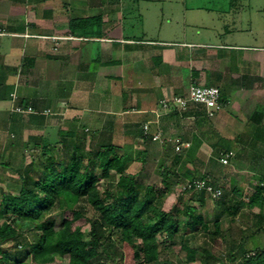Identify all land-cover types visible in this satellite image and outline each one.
<instances>
[{"label": "crops", "instance_id": "0c3cea01", "mask_svg": "<svg viewBox=\"0 0 264 264\" xmlns=\"http://www.w3.org/2000/svg\"><path fill=\"white\" fill-rule=\"evenodd\" d=\"M10 1L0 0L1 144L9 132L28 134L34 147L55 130L59 138V131L88 129L97 139L112 131L113 141H131L148 156L166 157L168 166L180 156L182 172L195 168L218 182L233 160L223 165L222 153L236 152L238 170L250 173L240 177L246 188L261 184L262 7L260 17H246L242 2L250 0ZM73 19L90 20L89 31L72 34ZM193 84L220 89L224 106L213 119L195 108H161L162 99ZM18 102L52 114L18 115ZM145 124L150 136L161 133L159 141L143 135ZM185 143L190 147L176 150Z\"/></svg>", "mask_w": 264, "mask_h": 264}, {"label": "trees", "instance_id": "16d2710c", "mask_svg": "<svg viewBox=\"0 0 264 264\" xmlns=\"http://www.w3.org/2000/svg\"><path fill=\"white\" fill-rule=\"evenodd\" d=\"M89 24L88 19L70 20L69 31L82 36L78 32H88ZM59 136L62 156L57 143L35 144L40 159L16 169L21 182L18 194L0 191V264H60L64 260L67 264H102L103 256L112 261L117 258L120 264H154L179 239L188 264H264V249H247L246 237L237 242L239 251L231 248L223 258L205 248L209 240L225 237L221 215L210 221L203 213L211 195L191 190L177 196L175 191L184 182L182 178L210 180L216 188H220L219 182L208 174L197 177L179 172L180 156L169 166L163 156L158 166L160 185H145L128 168L135 162L145 165L146 150L114 143L112 131L101 133L98 139L77 130L59 131ZM260 142L264 145V139ZM260 175L261 184L248 202L234 189L238 199L233 197L229 205L223 200L221 214L235 217L239 207H246L257 209L264 219V171ZM81 203L92 208L91 216ZM57 214L64 216L60 224ZM12 220L31 224V238ZM256 232L264 233V226L258 225ZM201 234L206 237L203 244L191 247L189 242ZM9 244H15V251L10 252Z\"/></svg>", "mask_w": 264, "mask_h": 264}, {"label": "rangeland", "instance_id": "374dc122", "mask_svg": "<svg viewBox=\"0 0 264 264\" xmlns=\"http://www.w3.org/2000/svg\"><path fill=\"white\" fill-rule=\"evenodd\" d=\"M251 2L244 3L242 4L247 5V9L245 12L246 17L247 16H255L257 15L256 12L257 10H260L261 8V13L263 14L264 12V0H250ZM7 2H12L10 0H7ZM9 11L4 12L2 15L8 14ZM260 13V14H261ZM260 14L259 17H260ZM264 19L260 18V20H257L258 22L261 21L263 25V30L262 33L264 35ZM263 40V39H262ZM261 44H264V40L261 41ZM61 45V44H60ZM59 45V46H60ZM81 130V128H80ZM84 134L88 136V138L91 135H94V133H91L90 130L84 129ZM7 138L2 142H0V191L4 192H10L15 195L18 194L19 189H20V179H19V174L16 172V169L20 166L25 167L26 165L30 164L33 159H37V161L40 159V151L37 149H33V142L32 137H28V134L24 136L22 134L21 136H16L15 134H12L9 132L6 136ZM29 138V139H28ZM61 138L57 137V130L52 131L50 133L46 134V141H40L39 145L43 144H48V143H57V152L59 155L62 156L64 153L62 146L57 142L60 141ZM38 143V142H37ZM114 143L120 144V145H125L129 146L131 144V141H127L126 143L122 140H114ZM14 145V148L12 147ZM35 147V146H34ZM235 156L233 157L232 160V165L227 167L224 171H221L218 173V178H219V186H220V191H221V196L220 198H207L205 207L203 209V213L205 217L213 221L221 215L220 220L222 223V229L225 234V237L222 239H217L216 241H211L209 240L207 245L205 246L206 249L209 250V252L217 257H224L227 255V253L230 251L231 248L235 247V251H239V245L237 242L240 240V238H245L246 237V244H247V249L254 250L256 248H262L264 249V233H255L256 228L258 225L261 227L264 226V219L260 216H258V212L256 210H249L246 207H239L238 208V213L233 217L230 215L228 212H224V215L221 214L223 206V200L226 201V204L231 202V199L237 198L238 196L233 194V190L236 189L239 193V198L244 202L247 203L249 200V197L254 193L255 188H246V184H243V179L240 177L242 175H250L249 171L248 172H240L238 169V162L236 161L237 156L236 152ZM215 157L219 156L218 154L214 155ZM162 160V157L156 156L154 154H151L147 157L146 164L143 165L141 163L135 162L131 165H129L128 171L131 173L139 174L138 176V181L142 184L145 185H160L161 177L158 173V166L160 164V161ZM10 163V166L6 165ZM36 166L38 167L39 164L37 163ZM179 169V168H177ZM183 170V168H182ZM184 173L185 171H189L188 173L190 175H195L197 177L201 176L202 172L199 170H189L187 168H184ZM179 172H181V169H179ZM183 173V172H182ZM187 173V172H186ZM204 175V174H203ZM225 175V177H224ZM184 182L179 184L176 187L175 195L178 196L180 193V188L181 185L189 181L187 178H182ZM243 185V186H242ZM187 195V194H186ZM190 195H187L185 197H188ZM223 197V198H222ZM234 197V198H233ZM229 205V204H228ZM172 206V204L170 205ZM227 206V205H226ZM81 207H83L85 213L87 215L91 216L93 213V210L90 206L86 205L85 203H81ZM170 208V207H169ZM65 217H69L68 214H66ZM64 216L62 215H55V219L57 220V223L60 224L63 220ZM12 223L14 226L23 234L31 238L32 235V230L33 226L29 223H24L22 221L18 220H12ZM81 225L83 226V230L85 232L89 231V227L84 224V221L80 222ZM230 227H231V232H230ZM206 237L204 234H201L196 238L195 240H191L189 242V245L191 247H197L203 244V242L206 240ZM181 240H177L175 243V246L172 247L169 251L168 254L165 255L163 259H161L159 262L154 263V264H188L186 261V256L185 252L181 248ZM234 245V246H232ZM232 246V247H231ZM8 249L10 252L15 251L16 246L15 244H9L7 245ZM20 250V249H19ZM200 255H198V258H200ZM101 263L102 264H120L119 260L116 258V260H110L106 259L104 256L101 258ZM60 264H67V260H64ZM191 264H201L199 261L196 263H191Z\"/></svg>", "mask_w": 264, "mask_h": 264}, {"label": "built area", "instance_id": "2783aa9c", "mask_svg": "<svg viewBox=\"0 0 264 264\" xmlns=\"http://www.w3.org/2000/svg\"><path fill=\"white\" fill-rule=\"evenodd\" d=\"M47 40H52L55 43L63 41L76 40L77 38L73 36L67 37H40ZM17 100V97H13ZM160 106L165 112H175V113H187L191 110V107H195L196 110L204 113L207 119H213L219 110L224 106L222 101L221 91L219 88L214 86H204L193 84L189 87L188 91L183 95H176L171 98H164L160 101ZM12 111L19 115H51L50 110L39 111L35 109L32 105H15ZM142 133L145 137H151V140L156 142L161 138V133L150 136V127L148 124L142 125ZM181 147H190V144L185 143L182 145H177L176 150L179 151ZM235 156L233 151H229L221 157V163L223 165H228L230 160ZM191 190H202L209 193L213 198H220L221 191L216 188L210 180L195 179L194 181H187L181 185L180 191L186 192Z\"/></svg>", "mask_w": 264, "mask_h": 264}]
</instances>
